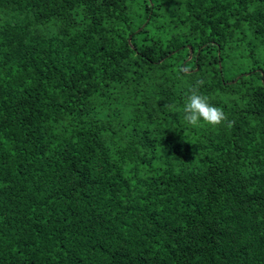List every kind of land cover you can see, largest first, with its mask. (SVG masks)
<instances>
[{"label":"trees","instance_id":"16d2710c","mask_svg":"<svg viewBox=\"0 0 264 264\" xmlns=\"http://www.w3.org/2000/svg\"><path fill=\"white\" fill-rule=\"evenodd\" d=\"M0 264H264V0H0Z\"/></svg>","mask_w":264,"mask_h":264},{"label":"clouds","instance_id":"9594fccd","mask_svg":"<svg viewBox=\"0 0 264 264\" xmlns=\"http://www.w3.org/2000/svg\"><path fill=\"white\" fill-rule=\"evenodd\" d=\"M178 73L183 76L191 74L190 69L187 67L178 68ZM201 84H203V81L198 80L188 88L182 109L184 120L192 126H198L201 122L211 127L226 123V126L231 129L235 122L228 120L225 112L220 107L212 105L209 103L208 97L200 94L199 86Z\"/></svg>","mask_w":264,"mask_h":264},{"label":"water","instance_id":"95a60500","mask_svg":"<svg viewBox=\"0 0 264 264\" xmlns=\"http://www.w3.org/2000/svg\"><path fill=\"white\" fill-rule=\"evenodd\" d=\"M189 49H190V47H189ZM190 52H191V50H190ZM189 57H190V55H189Z\"/></svg>","mask_w":264,"mask_h":264}]
</instances>
